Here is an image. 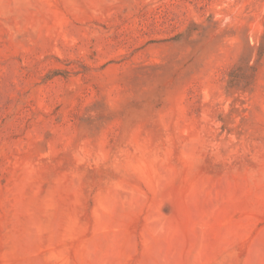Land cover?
I'll list each match as a JSON object with an SVG mask.
<instances>
[{"label": "rangeland", "instance_id": "rangeland-1", "mask_svg": "<svg viewBox=\"0 0 264 264\" xmlns=\"http://www.w3.org/2000/svg\"><path fill=\"white\" fill-rule=\"evenodd\" d=\"M0 264H264V0H0Z\"/></svg>", "mask_w": 264, "mask_h": 264}]
</instances>
